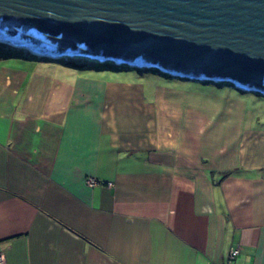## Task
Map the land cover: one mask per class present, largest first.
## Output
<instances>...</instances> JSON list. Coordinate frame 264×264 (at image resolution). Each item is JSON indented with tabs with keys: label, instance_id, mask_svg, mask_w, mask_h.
<instances>
[{
	"label": "crops",
	"instance_id": "0c3cea01",
	"mask_svg": "<svg viewBox=\"0 0 264 264\" xmlns=\"http://www.w3.org/2000/svg\"><path fill=\"white\" fill-rule=\"evenodd\" d=\"M52 82L0 64V264H264L263 106L221 99L229 126L201 115L183 147Z\"/></svg>",
	"mask_w": 264,
	"mask_h": 264
},
{
	"label": "water",
	"instance_id": "95a60500",
	"mask_svg": "<svg viewBox=\"0 0 264 264\" xmlns=\"http://www.w3.org/2000/svg\"><path fill=\"white\" fill-rule=\"evenodd\" d=\"M0 39L28 57L155 67L264 94V0H0Z\"/></svg>",
	"mask_w": 264,
	"mask_h": 264
},
{
	"label": "rangeland",
	"instance_id": "374dc122",
	"mask_svg": "<svg viewBox=\"0 0 264 264\" xmlns=\"http://www.w3.org/2000/svg\"><path fill=\"white\" fill-rule=\"evenodd\" d=\"M1 51L7 52V46L0 44ZM38 60H23L15 56L14 59H3V61H0V64L4 63L16 67L30 77L31 80L33 78H42L52 80V83L59 82L64 85L87 88L95 87V85L96 87L106 85L103 92L106 93L109 101H116L117 103L125 102V105L128 103L132 107H143L146 105L150 109L148 119L151 126V134H157L166 140L180 141L183 147H188V145H192L193 143L194 147H196V143L199 144L201 140L208 137L203 135L204 129H199L193 121L205 114L211 117L210 114H215V111L222 105L221 99L213 98L212 95H206L194 89L179 88L172 84H162L150 80H139L136 77L129 78L130 76L123 78L115 76L117 73H113L112 71L94 72L89 69L77 70V65H81L82 63L89 64L85 60L46 58ZM64 65L70 68H66ZM129 73L134 74L133 71ZM80 77L93 78L94 80L77 81ZM69 90L72 91V87L69 86ZM232 92L242 98L244 97L243 94L251 93H239L235 89H232ZM182 120L186 121L182 122ZM153 125H155L157 132H153ZM190 140H194L193 143ZM187 151L192 152V149L188 150L187 148Z\"/></svg>",
	"mask_w": 264,
	"mask_h": 264
},
{
	"label": "trees",
	"instance_id": "16d2710c",
	"mask_svg": "<svg viewBox=\"0 0 264 264\" xmlns=\"http://www.w3.org/2000/svg\"><path fill=\"white\" fill-rule=\"evenodd\" d=\"M10 55V56H8ZM18 56L19 58L23 59V60H35V61H39L37 57L35 56H25V55H21L18 53H11L9 54L8 52L5 51H1L0 52V57L4 56L5 58H11V57H15ZM66 62V61H65ZM63 66V63H62ZM65 66V65H64ZM66 68H70L68 66H65ZM76 68V67H75ZM93 70L94 72H102V71H112L113 73H117L115 76H120V77H127L130 76L129 78L133 77L136 79H141V80H150L153 82H158V83H162V84H172L176 87L179 88H184V89H194L196 91L202 92L206 95H212L213 98H219V99H227V98H231L230 95H234L238 100H242V101H247L248 103H250L251 105L254 104H260L261 107H264V94L261 91L258 90H254L249 94H243V98L235 95L232 92V89L237 90L239 93H247V91L239 89L234 87L233 83L231 82H226V81H220V80H210V79H199L198 80H192L191 76H182L180 78L177 77H173L172 75H169L168 73H164V71L160 68H155V67H144V68H136V69H132L131 65L128 64H124V65H116L115 63H103V64H91L89 62L88 63H82L81 65H77V70ZM76 70V69H75ZM75 70H73V72H75ZM134 72V74L136 75H132V73L129 72ZM77 73V72H76ZM125 73V74H124ZM108 74V73H105ZM208 93V94H207ZM215 99V101H217ZM222 105L219 109L216 110L218 112V114L215 116H213L214 114H210L211 118H213V123H218L220 125H225V126H229L230 122H229V118L226 115L225 111L228 108L227 103L225 100H222ZM252 107L250 106L247 107L248 111L249 109H251ZM225 113V114H224Z\"/></svg>",
	"mask_w": 264,
	"mask_h": 264
},
{
	"label": "built area",
	"instance_id": "2783aa9c",
	"mask_svg": "<svg viewBox=\"0 0 264 264\" xmlns=\"http://www.w3.org/2000/svg\"><path fill=\"white\" fill-rule=\"evenodd\" d=\"M96 183L97 182L94 179L88 180V184L90 186H95ZM239 253H240L239 249H236V248L232 249L230 251V257H229L230 261H234L237 258V256L239 255ZM1 261H2V257H1Z\"/></svg>",
	"mask_w": 264,
	"mask_h": 264
},
{
	"label": "bare ground",
	"instance_id": "6f19581e",
	"mask_svg": "<svg viewBox=\"0 0 264 264\" xmlns=\"http://www.w3.org/2000/svg\"><path fill=\"white\" fill-rule=\"evenodd\" d=\"M0 43H5L4 41H2L1 39H0ZM15 46V45H14ZM16 48H22V49H24V50H27L28 52H30L31 54H34L35 53V51L34 50H32V49H30V47H18V46H15ZM62 59H72V60H75V59H80V60H82L79 56L78 57H75V56H72V57H61ZM83 59H86L85 57H82ZM100 60H98V62H99ZM95 62H96V60H95ZM92 63V62H91Z\"/></svg>",
	"mask_w": 264,
	"mask_h": 264
}]
</instances>
